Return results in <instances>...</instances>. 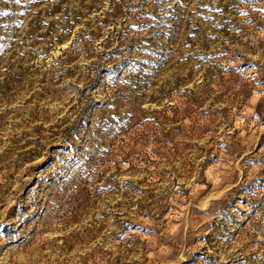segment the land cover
I'll return each instance as SVG.
<instances>
[{
	"label": "rangeland",
	"instance_id": "rangeland-1",
	"mask_svg": "<svg viewBox=\"0 0 264 264\" xmlns=\"http://www.w3.org/2000/svg\"><path fill=\"white\" fill-rule=\"evenodd\" d=\"M0 264H264V0H0Z\"/></svg>",
	"mask_w": 264,
	"mask_h": 264
},
{
	"label": "snow or ice",
	"instance_id": "snow-or-ice-1",
	"mask_svg": "<svg viewBox=\"0 0 264 264\" xmlns=\"http://www.w3.org/2000/svg\"><path fill=\"white\" fill-rule=\"evenodd\" d=\"M17 2H19V0H17Z\"/></svg>",
	"mask_w": 264,
	"mask_h": 264
}]
</instances>
